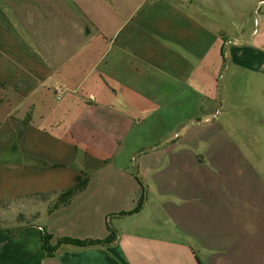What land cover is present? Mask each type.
Returning a JSON list of instances; mask_svg holds the SVG:
<instances>
[{
  "label": "crops",
  "instance_id": "1",
  "mask_svg": "<svg viewBox=\"0 0 264 264\" xmlns=\"http://www.w3.org/2000/svg\"><path fill=\"white\" fill-rule=\"evenodd\" d=\"M254 5L262 9L264 0H0V207L27 199L46 208L40 224L0 227V264H264L262 225L234 242L211 233L206 258L152 217L132 229L123 210L96 206L91 219L70 221L69 232L57 221L106 170L132 181L135 199V176L152 177L157 167L196 169L191 197L203 196L201 159L212 175L243 166L258 174L264 24L257 42L259 32L236 25ZM195 120L211 131L196 143L177 141L179 131L195 134ZM159 142L165 157L152 153ZM78 178L86 186L52 208ZM151 203L152 193L130 213L140 216ZM112 231L108 246L62 244L53 256L43 248L46 235L56 246L65 238L103 241Z\"/></svg>",
  "mask_w": 264,
  "mask_h": 264
},
{
  "label": "rangeland",
  "instance_id": "2",
  "mask_svg": "<svg viewBox=\"0 0 264 264\" xmlns=\"http://www.w3.org/2000/svg\"><path fill=\"white\" fill-rule=\"evenodd\" d=\"M263 12L264 8L260 9L255 5L247 7V18L239 19L236 22L238 27L242 26L248 32L254 30L255 34L259 32V36L254 42L260 41L263 32ZM250 34L248 33V35ZM197 122L195 120L194 126L190 127L194 128V135L190 134L186 139L184 133L179 131L175 139L179 138L177 141H181L183 137L182 141L194 143L200 141L203 133H209L211 128L197 129ZM160 143L152 144V153L157 149L156 152L163 153L162 157H165L166 150ZM150 148L147 147L134 154L133 160L138 163L139 157L147 155ZM262 154V162L259 165H254L255 169H259V171L256 169L258 174L253 173L251 167L243 166L242 173H238L241 171L239 168V171L234 173L235 175L233 173L231 175H229L230 173L212 175L210 173L212 167L204 160H199L203 166L196 167L203 168L204 171L199 186L202 197L196 195L191 197L190 194L196 187L194 182L196 169L185 173L182 170H177L175 166L167 165L157 167L156 171L152 172V177L149 174L136 175L135 177H138L137 179L140 181L138 184L134 179L139 186L138 195L140 194V196L137 199L133 198L134 185L132 181L125 184L118 180L116 169L106 170L101 172L102 175L99 174L93 179L92 187L85 194L79 196L70 208L66 210L62 208L57 221L69 232L71 229L74 230V225H71L70 221L91 219L92 214L95 216L96 206H102L103 210H123L124 214L128 215L124 220L128 227L133 229L137 225L148 222L152 217V224L155 222L156 227L159 228L163 225L171 228L176 236L183 235L184 240L192 246L196 255L212 258L213 252L207 248V239L213 238L211 233L218 240L234 242L250 238L251 234L254 235L256 231L253 230V227H258V225L264 227V151ZM103 175L110 177L105 180ZM97 182H102L100 189L96 186ZM151 193L152 203L145 212L140 216L131 214L130 212L138 209L141 200L144 203L147 201ZM58 198L54 205L57 204ZM196 202L199 203L197 206H195ZM4 207H0V227L11 230L29 223L40 224L46 215V208L38 201L33 203L27 199L25 201L15 199L10 201L8 207ZM164 209H171V214L165 215ZM180 210L182 211L180 212ZM117 220H119V216L112 215L108 218V223L115 224ZM222 242L225 243V241ZM215 254H219V252L217 251Z\"/></svg>",
  "mask_w": 264,
  "mask_h": 264
},
{
  "label": "trees",
  "instance_id": "3",
  "mask_svg": "<svg viewBox=\"0 0 264 264\" xmlns=\"http://www.w3.org/2000/svg\"><path fill=\"white\" fill-rule=\"evenodd\" d=\"M21 134H22V130L20 129L18 131L16 140H15V143H14V148H16ZM51 167L53 168V167H58V166L54 165V166H51ZM85 186H86V181H82L80 178H78L77 185L75 187H73L72 189H70V190L62 192L59 195L57 204H55L52 208L55 209V208L60 207L61 205L67 204L68 202H70V200L73 198V196L78 191L82 190ZM143 204H144V202H143V200H141L139 202L138 209L134 210V212H138L139 209L142 208ZM50 240H51L50 236H47V235L44 236L43 248L46 251L48 256H53L54 252L62 244H71V245H75V246H78V247L106 246V245L108 246V245H111L116 240V234H115L114 231H112L110 236L108 238H106L105 240H103V241H100V240H74V239L65 238V239L60 240L56 246L50 245Z\"/></svg>",
  "mask_w": 264,
  "mask_h": 264
},
{
  "label": "built area",
  "instance_id": "4",
  "mask_svg": "<svg viewBox=\"0 0 264 264\" xmlns=\"http://www.w3.org/2000/svg\"><path fill=\"white\" fill-rule=\"evenodd\" d=\"M61 89H57L58 99H60Z\"/></svg>",
  "mask_w": 264,
  "mask_h": 264
}]
</instances>
